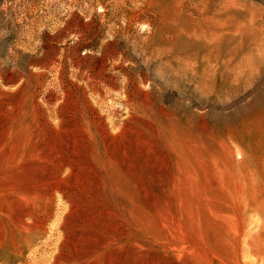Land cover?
<instances>
[{
  "label": "rangeland",
  "instance_id": "374dc122",
  "mask_svg": "<svg viewBox=\"0 0 264 264\" xmlns=\"http://www.w3.org/2000/svg\"><path fill=\"white\" fill-rule=\"evenodd\" d=\"M0 264H264V0H0Z\"/></svg>",
  "mask_w": 264,
  "mask_h": 264
}]
</instances>
